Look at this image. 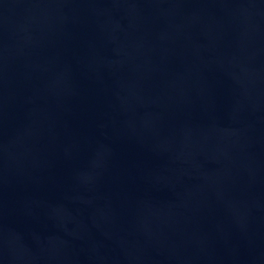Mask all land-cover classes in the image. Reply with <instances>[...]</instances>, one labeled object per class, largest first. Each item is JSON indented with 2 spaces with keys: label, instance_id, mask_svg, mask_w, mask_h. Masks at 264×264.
Segmentation results:
<instances>
[{
  "label": "water",
  "instance_id": "95a60500",
  "mask_svg": "<svg viewBox=\"0 0 264 264\" xmlns=\"http://www.w3.org/2000/svg\"><path fill=\"white\" fill-rule=\"evenodd\" d=\"M0 264H264V0H0Z\"/></svg>",
  "mask_w": 264,
  "mask_h": 264
}]
</instances>
